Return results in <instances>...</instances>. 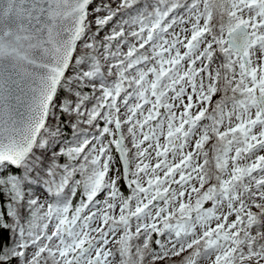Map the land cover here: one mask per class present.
<instances>
[{"label":"snow or ice","instance_id":"1","mask_svg":"<svg viewBox=\"0 0 264 264\" xmlns=\"http://www.w3.org/2000/svg\"><path fill=\"white\" fill-rule=\"evenodd\" d=\"M0 264H264V0H0Z\"/></svg>","mask_w":264,"mask_h":264}]
</instances>
